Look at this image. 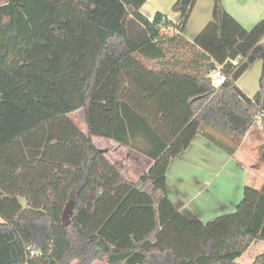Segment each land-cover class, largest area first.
<instances>
[{"label": "trees", "instance_id": "16d2710c", "mask_svg": "<svg viewBox=\"0 0 264 264\" xmlns=\"http://www.w3.org/2000/svg\"><path fill=\"white\" fill-rule=\"evenodd\" d=\"M146 1L0 4V264H239L264 240V183L206 222L179 211L167 190L171 159L197 134L227 149L219 136L264 124V18L246 29L214 0L190 40L183 31L197 0L176 1L177 23L161 12L149 19ZM258 59L250 97L237 80ZM217 66L220 87L210 77ZM78 109L88 132L69 116ZM92 136L154 163L130 181Z\"/></svg>", "mask_w": 264, "mask_h": 264}, {"label": "crops", "instance_id": "0c3cea01", "mask_svg": "<svg viewBox=\"0 0 264 264\" xmlns=\"http://www.w3.org/2000/svg\"><path fill=\"white\" fill-rule=\"evenodd\" d=\"M177 0H147L140 11L149 19L157 12L173 22H179L180 11L175 8ZM225 9L246 29L264 18V0H222ZM214 0H197L183 34L194 40L204 26L213 18ZM134 36L145 38L144 28L132 22ZM261 60H255L251 65ZM250 65V66H251ZM263 65V62H262ZM249 69V68H248ZM238 86L250 97L259 90L258 85ZM258 89V90H257ZM255 93V94H254ZM87 126V123H86ZM85 132H88V126ZM94 144L101 149L115 167L130 181H138L150 169L154 160L140 150L112 138L102 137ZM228 141V140H227ZM225 148L218 146L203 134H197L190 146L170 161L167 171L168 196L174 206L190 218L208 221L218 215L235 210L247 185L261 188L264 183V124L257 120L242 137L229 138ZM141 162V166L138 163ZM264 240L254 241L248 250L237 258L240 262L246 253L251 259L264 253ZM73 260L71 264H77ZM92 264H108L96 260Z\"/></svg>", "mask_w": 264, "mask_h": 264}, {"label": "rangeland", "instance_id": "374dc122", "mask_svg": "<svg viewBox=\"0 0 264 264\" xmlns=\"http://www.w3.org/2000/svg\"><path fill=\"white\" fill-rule=\"evenodd\" d=\"M5 0H0V4H3ZM261 72H262V62L260 64V62H256L254 63L253 65H251L249 67V69L246 70V72L240 77V83L242 84H248L249 85H252V84H255V85H258V88L260 86V77H261ZM258 90V89H257ZM255 94V93H254ZM69 116L75 121L77 122L83 130H86V117H85V110L84 109H78L74 112H71L69 114ZM95 138L94 141H98L99 138H101L100 136H92ZM220 140L223 141L224 143H231L229 141V138H226L224 136H219ZM228 140V141H227ZM139 166H141V162L138 163ZM264 244V243H262ZM247 251V250H246ZM245 251V252H246ZM244 252V253H245ZM243 253V254H244ZM242 254V255H243ZM251 254L252 252L250 253H246L243 258H241L240 262L242 264H245L247 262H249V260L251 259Z\"/></svg>", "mask_w": 264, "mask_h": 264}, {"label": "built area", "instance_id": "2783aa9c", "mask_svg": "<svg viewBox=\"0 0 264 264\" xmlns=\"http://www.w3.org/2000/svg\"><path fill=\"white\" fill-rule=\"evenodd\" d=\"M233 63L235 65H237V60L233 61ZM211 80H212V84L214 87H220L221 85H223V83L226 80V75L225 73L222 71L220 66H217L210 74ZM29 249L31 250V254H37L38 251L36 249H31L29 247Z\"/></svg>", "mask_w": 264, "mask_h": 264}]
</instances>
